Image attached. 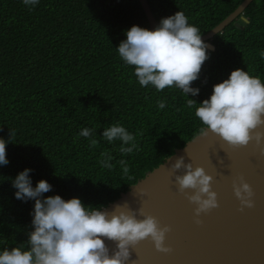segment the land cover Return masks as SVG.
Returning <instances> with one entry per match:
<instances>
[{"label": "trees", "instance_id": "16d2710c", "mask_svg": "<svg viewBox=\"0 0 264 264\" xmlns=\"http://www.w3.org/2000/svg\"><path fill=\"white\" fill-rule=\"evenodd\" d=\"M244 0H148L158 22L182 11L204 35L223 22ZM249 24L234 23L216 35L209 59L192 86L197 96L175 87H142L134 66L117 47L126 31L150 29L139 0H39L29 9L22 0H0V138L9 139L7 165H0V251L27 247L33 231L35 201L15 198L12 180L25 169L33 187L47 180L44 197H78L85 206L107 207L176 149L206 127L195 116L213 86L236 69L264 82V0H254L243 14ZM197 104L189 108L187 100ZM163 101L160 109L157 102ZM136 138L139 151L119 152L121 141L102 137L113 124ZM93 129L95 148L79 135ZM109 152L114 168L100 165ZM127 160L124 175L118 161Z\"/></svg>", "mask_w": 264, "mask_h": 264}, {"label": "clouds", "instance_id": "9594fccd", "mask_svg": "<svg viewBox=\"0 0 264 264\" xmlns=\"http://www.w3.org/2000/svg\"><path fill=\"white\" fill-rule=\"evenodd\" d=\"M31 10L39 0H22ZM126 39L117 47L120 58L129 66H134L135 75L142 87L151 85L157 91L175 87L186 96L199 95L200 89L192 86L198 80L204 63L209 59L208 45L202 39L200 30L189 24L188 17L178 11L162 18L154 30L132 26L125 33ZM259 55L264 57V51ZM160 109L163 101L157 102ZM197 104L187 100V107ZM195 116L206 127L200 128L201 135L209 130L233 147L247 146L253 139L259 144L264 133L255 132L264 126V82L243 69L233 70L223 82L213 86L212 94L196 107ZM94 130L83 128L79 135L89 140V147L95 148L99 141L94 138ZM15 136L10 129L9 139L0 138V165H7V145ZM102 137L108 143L121 141L119 152L128 155L139 151L136 138L125 127L113 124L105 128ZM114 157L107 151L101 153L99 163L112 169ZM124 175L130 171L127 160L118 161ZM175 180L181 193L187 194L196 205L195 215L199 217L219 207L218 194L212 189L213 176L204 167L193 168L179 157L172 165ZM32 169L20 172L12 186L15 198L24 202L35 201L31 215L33 231L28 233L27 247L24 244L0 251V264H126L130 246L151 238L157 250L171 252L165 247L166 234L170 227H161L156 217L139 211H125L116 206L112 213L100 207L85 206L78 197L69 200L60 195L44 197L52 191L47 180H40L33 187L30 173ZM234 193L244 207L254 206L252 187L240 178L233 185ZM193 190L191 194L187 190ZM137 215L144 217L138 219ZM197 223H200L197 220ZM116 245L110 253L105 241Z\"/></svg>", "mask_w": 264, "mask_h": 264}, {"label": "water", "instance_id": "95a60500", "mask_svg": "<svg viewBox=\"0 0 264 264\" xmlns=\"http://www.w3.org/2000/svg\"><path fill=\"white\" fill-rule=\"evenodd\" d=\"M139 1L150 30H154L159 22L148 0ZM253 1L244 0L223 22L202 35L209 49L214 50L211 41L231 23L241 29L249 24L243 14ZM257 131L264 133V126L253 135ZM181 156L186 164L204 167L213 176L218 208L196 217V205L179 191L175 180L185 170L172 169ZM241 177L254 192V206L243 210L233 188ZM192 192L187 190L188 194ZM118 205L125 211L142 209L156 217L161 227L171 229L165 240L171 252L157 250L148 238L130 246L126 264H264V138L259 144L253 139L247 146L233 147L211 130L206 136L199 134L103 209L112 213ZM105 242L110 253L117 250L114 242Z\"/></svg>", "mask_w": 264, "mask_h": 264}]
</instances>
